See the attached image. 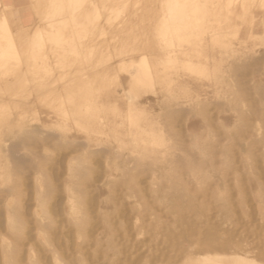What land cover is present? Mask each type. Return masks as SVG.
Masks as SVG:
<instances>
[{
    "label": "bare ground",
    "instance_id": "bare-ground-1",
    "mask_svg": "<svg viewBox=\"0 0 264 264\" xmlns=\"http://www.w3.org/2000/svg\"><path fill=\"white\" fill-rule=\"evenodd\" d=\"M30 3L35 15L33 22L23 28L15 29L6 16L5 7L2 8V1L0 0V93L3 94L0 96V136L5 133L3 131H11L15 128L20 132H25L15 144L8 146V144L5 145L6 142L2 141L4 143L3 149L7 153L13 154L14 151L19 152L26 146H45L54 141L58 149L80 153L78 157L68 162L67 172L71 178L78 177L80 174L95 172L94 170L97 168L94 169L89 164L90 162L94 163L99 158L105 159V167L111 177L115 176L125 163L134 160V165L130 169L134 173L129 175L130 183L127 184L128 187L126 186L129 192L125 189L133 201L139 198V195L135 194L136 190L133 186L138 184L140 180L143 181V175L146 174L141 173L143 175L139 177L141 171L147 172L148 170L149 173H154L164 169V172L167 173L168 167L164 168L158 165H163L164 162L178 161L174 156L175 152L178 151H175V143L176 140L177 142L179 140L176 139L173 122L179 120L182 122L183 118L179 113L184 116L185 114L181 111L177 112L180 116L175 115L174 107H178L180 104L189 105L194 100L197 101L202 98L206 100L215 99V96L221 92H219L220 88L225 86L224 79L232 64L231 60H237L238 64H233L237 71L239 68L248 71L247 69L253 66L252 62L256 63L257 60L254 61L253 59L251 65L245 62L242 64V61L248 60L249 56L256 57L255 54L261 49L260 47H264V0H30ZM238 55L241 57L238 58ZM52 57L53 62L51 63ZM243 57L245 58L243 59ZM254 66L252 68L256 69L257 66ZM252 68L249 69V72ZM54 72L57 74L54 75ZM249 72H246L247 76ZM253 74L250 76H254ZM234 76L236 75L232 76L233 79ZM243 77L241 81L244 83L243 79L246 78ZM239 82L236 86L231 84L236 89L229 88L231 92L228 89V93L230 92L228 97H223L222 105L225 103V110L226 106L228 109L220 119L224 130L230 131V133L239 128L237 127L239 123H244V111H250V107H247L249 110L241 108V106L243 107L241 100L244 97L238 93L244 92L246 89L239 90L242 87V82H240L238 89ZM225 91L227 89L223 91L226 94ZM7 96H11V99L12 97H19L16 100H20V97L21 99L22 97L26 99L31 97L33 100L30 102L25 100L24 104L17 102L14 98L11 101ZM220 96L218 95V97ZM212 100L213 104L214 101ZM177 102L179 104H176ZM206 102L207 105L204 104L206 107L211 104ZM19 105H24L23 107L26 108L13 111L17 109L14 107H19ZM261 105L264 107V98L261 100ZM182 107L184 106L182 105ZM29 108L31 109L28 110ZM182 110L184 111V109ZM25 113H32V121H27L30 123L27 130H25L27 123L24 124V120L22 121ZM199 114L202 115V112ZM185 117L187 118V116ZM189 117L188 129L192 135L191 144L199 150L206 135L203 136L200 132L203 124L201 120V124L198 120L202 118L198 116L197 121L194 122ZM186 118L185 121H187ZM246 124L248 127L249 123ZM242 126L245 129L246 125L243 124ZM251 126H254V123L253 125L251 123ZM259 126H255L253 129L255 130L256 127L258 129ZM223 128L219 130L222 131ZM47 130L51 131V135L46 134L45 136ZM250 131L253 132V130ZM256 131L259 132L260 129ZM245 133L248 134V132ZM234 134L236 135V133ZM17 135L19 134L17 133ZM257 135L256 137H259ZM230 136L233 139L235 137L231 134ZM178 137H181L180 134ZM188 137L190 134L187 135ZM206 137L208 136L206 135ZM226 138L228 139L229 136ZM251 141L246 143L252 145L256 140ZM262 141L264 142V139L260 142ZM234 143H236V138ZM254 143L253 147L255 145V148H258ZM257 143H259L258 140ZM245 144L244 146L247 145ZM203 145L205 144L203 143ZM1 146L0 178L2 174L5 175L6 173H11L8 174L11 177L15 169L7 163L4 164L3 159L5 158L2 157L4 154H1ZM191 150L194 151L193 148ZM203 150L206 151V149ZM246 150L252 151L249 148ZM252 152L250 154H253ZM243 153L244 150H242L241 155ZM17 155L14 156L19 162L28 163L24 156L17 157ZM182 156L184 158L187 155ZM244 157L248 159L246 155ZM244 157H242L243 160ZM191 158L189 162H191ZM37 160L38 163L39 159ZM231 160L229 159V164L233 167L234 164L231 165ZM193 162L191 163L193 164ZM245 162L248 164L247 161ZM35 165L36 163H34ZM191 165H186V170L189 171L186 174L193 176L194 179L202 175V179L205 180L208 173H198L197 171L196 173V169ZM243 165L242 167L245 166ZM45 166L47 165L44 163L43 167ZM19 167H21L20 164ZM41 169H43L42 166ZM250 169L252 171L253 168ZM222 170L219 172L224 173L225 171ZM245 170L248 169L243 168L244 172ZM22 171L24 172V169ZM248 171L251 173L250 170ZM26 172L28 171L26 170ZM183 178L181 176H169L166 180V190L161 192L156 189L154 190L155 194L152 193L156 195L154 198L156 202L158 201L159 207L167 210L166 216L171 219L169 222L171 225L168 226L165 225V222H160L161 225H164L163 237L150 238L149 243L143 244L145 249L151 251L154 245L162 241L171 253L169 257H171L172 262L170 261L169 264L178 261L175 259L182 260L180 261L181 264H261L264 262L261 259V263L257 261V256L260 254L256 252L257 248H255L257 255L250 249L251 247L245 248V239H239L240 242L232 241L238 224L234 221L236 217L233 212V205L223 195L222 191L215 195L214 200L215 204L218 205L215 208L219 210L221 219L218 222H212L210 214L214 208L212 209L205 202H200L196 196L189 195L188 188L186 189L187 178ZM3 185L5 186V184ZM37 185L40 187L39 184ZM0 188L2 189V187ZM36 188L34 191L37 190ZM133 188L135 192H130V189ZM154 188L156 187L154 186ZM10 189L12 190L11 187ZM22 189L23 187L20 191ZM100 190L102 195L107 193L105 189L101 188ZM65 191L72 196L68 200L69 207H65L66 211L69 209L66 213L69 212L68 217L73 221L79 238H85L86 231L83 228L89 223L90 217L86 215L88 213L85 214L86 210L81 206L85 203L88 194L85 191L86 195L79 194L78 196L79 192L75 195L72 185L66 186ZM42 193L44 195V192ZM51 194L49 195L52 196ZM124 194L121 197H126ZM171 197H174L173 200H169ZM18 198H20L19 195L16 197L17 200H14L18 202ZM50 198L52 197L40 195L37 199L39 203L45 205L48 199L51 200ZM141 200H143L142 197ZM7 201L5 202L6 205ZM122 202L124 203V201ZM121 203L120 205L123 207L125 203L124 205ZM22 204L19 203L18 205L17 203L16 206H22ZM139 205L135 211L140 213L142 207ZM141 205L143 206V204ZM16 206L14 208H17ZM155 209L154 207L153 211L156 212ZM144 211H147V208ZM79 214L81 216H78ZM100 214L108 232L107 224L111 225V223L110 220L108 221L109 216L104 207L101 208ZM40 215L45 216L44 213H40ZM17 217L14 214H9L6 223L7 228L15 231V234L21 238L25 229L18 222ZM141 217L143 218V216H139V218ZM44 218L46 217H43L42 220ZM69 218L66 219L69 220ZM151 219L153 222V217ZM124 228L122 229L125 230ZM110 231L111 233L113 231L116 234L119 233L118 228L116 230L110 229ZM247 239L249 242V238ZM261 241H258L259 244L264 242V240ZM257 244L256 242L252 245L258 247ZM2 245L4 264H13L12 252L9 251L10 245L3 236ZM262 249L264 247L260 250ZM116 254L118 257L123 252L116 251ZM172 254L174 255L172 256ZM263 254L260 258L263 257ZM56 262L61 264L58 258ZM32 264H35L34 261Z\"/></svg>",
    "mask_w": 264,
    "mask_h": 264
},
{
    "label": "rangeland",
    "instance_id": "rangeland-1",
    "mask_svg": "<svg viewBox=\"0 0 264 264\" xmlns=\"http://www.w3.org/2000/svg\"><path fill=\"white\" fill-rule=\"evenodd\" d=\"M1 1L5 5L6 15L8 16L9 21L14 26H19L26 19H34L35 15H34V12L32 10V7H31L30 0H20V1L19 0H1ZM2 8H4L3 5H2ZM260 48H259L260 50L256 53L257 55L255 54L256 57L249 56L248 60L246 59V60L242 61V64H243V62H245L246 64H250L253 59H254V61L257 60V61H255L256 63L252 62L253 66L255 65L254 67L257 66L256 69L255 68L253 69L252 68L253 66H250V68H252L253 70H255L257 72H260V73L262 72L261 74L255 72V71H254L255 72L254 73L252 69L249 72L250 68L247 69L248 71L243 70V69L240 70V68H239L240 71L238 70L239 71L238 72L237 68L236 69L234 68L235 65L238 64L237 60L232 59L231 60L232 64H231L230 68H228L227 76L224 79L225 80V82H224L225 86H223L219 90V92L220 91L223 92L224 89H227V91H225L226 94L224 92L223 93L220 92L218 95H221L222 97L221 96L218 97V95H216L217 97L215 96V99L210 98L209 100L208 99L206 100L205 98H202L200 100H197L198 102L196 100H194L195 102L193 101L189 105L180 104L181 106L179 105L178 107L177 106L174 107V110H176L175 115L178 114L177 112L182 111V112H184L185 116H187V118H186L182 113H179L183 118L182 119L183 123L180 120L177 122L176 121L173 122L174 132H175V135L177 137L176 139L179 140V142H177V140H176V143H175V145H176L175 151L176 150H178V151H176L177 153L175 152V156H174V157H176L175 159H178V161L174 160L170 163L164 162L163 165L162 164L158 165L159 167L160 166L164 167V168L168 167L169 171L167 170V173L164 172V169L162 170L163 172L160 171V172H154V173H149L148 170H147V172L145 170L141 171L140 174L138 175L139 177L143 175L141 173H146V174L143 175V178H142L143 181L140 180L141 183H139L140 182L139 181L138 184L133 186L136 190L135 194L139 195V198L134 199V201H133L132 197H130L127 194L129 191L126 189L128 187L127 184L130 183V176L129 175L131 173H134L133 171H130V169L134 165V162H135L134 160H132L131 162H128L127 164L125 163V165L122 166L124 168L121 167L119 169L120 171L117 173L114 172V173H116V175L111 177L110 173L108 172V169L105 167V159H101V158L96 159V160L94 159L95 160L94 163L90 162L89 165H90V167H92L94 169L97 168V170H99V171L94 170L95 172H93V173L80 174L78 177L71 178L69 173L67 172V169H68L67 165H68V162L72 161L74 158H76L80 155L79 152H69V151H66L65 149H58L54 144L55 142L52 141L51 143H48L45 146H42V145L26 146L24 149L19 150V152L14 151L13 154L7 153V151L5 149H3L4 143L6 142L5 145L8 144V146L11 144L17 143L21 139V136L24 135L25 132L24 131L20 132L18 129L16 130V128L11 129V131L10 130L9 131H3L5 133L4 134L1 133L2 135L0 136V138H1L0 145H2L1 146L2 147L1 154H4V155H2V157H4L5 159H3V158L2 159L4 161V164H6V163H7V165L9 164V166H11V168H13L15 170H13L14 172L12 173L11 177L8 175L11 173H6L7 175L2 174L1 178H0V187H2V189L0 188V191H1L0 192V264H4L3 256H2V253H3L2 236L6 238V240L8 241V243L10 245L9 251L12 252L11 255L13 256V261H14L13 264H32L33 261L35 264H57V262H56L57 258L61 262V264H147V263L148 264H169L171 261L170 260L171 257H169L171 255H169V254H171V253L169 252V250H167L166 244H164L161 241L158 244L154 245L153 249L151 251L150 250L147 251L143 244L149 243L150 238H152V237H156V236L163 237L164 225H161V223L165 222V225H168V226L171 225V223H169L171 219H168L169 217L166 216L167 210L165 208L163 209L162 207H159L158 201L156 202L155 201L156 199L154 198L156 195H153L152 193H154V190H156V189H158V191H161V192L166 190V188H165L167 186L166 180L169 176H172V175L173 176H179V177L181 176L182 178H183V176H185L183 179L187 178L186 179V181H187L186 189L188 188L187 190L189 191V195L196 196L200 202H202V203L205 202L206 204H209L212 207V209L214 208L210 214V218L212 219V222H218L221 219V215L219 213V210L215 208L218 205H216L217 203L215 204L214 200H215V195L219 191H222L223 195L226 196L229 199V202L233 205V212H234L235 217H236V219L234 221L238 224V228H236V233H234V235H235L233 237L234 240L232 239V241L233 242L234 241L240 242V240L242 238H243L242 240L245 239V241L247 242V243L244 242L246 244L245 248H247L248 246H249L248 248L251 247L250 249H252L256 255L259 252L260 254L257 256V259H258L257 261L259 263H261L264 260V254H263V257L260 258L262 256V253H264V249L260 250L262 247H264V245H263L264 244V242H263L264 237L263 238L261 237V236H264V228H263L264 227V154H263L264 153V142L263 141L260 142L261 140L264 139L263 138L264 137V107L261 105V100L264 98V95H263L264 94V71H263L264 70L263 69V67H264V62H263L264 61V47L262 46ZM240 57L241 56L238 55V58H240ZM244 58L245 57H243V59ZM255 58H257V59H255ZM50 62L51 63L53 62V57L50 59ZM233 64H235V65L233 66ZM261 67L263 70L260 69ZM246 68H248V67H246ZM234 69L236 72L233 71ZM257 69H259V70H257ZM241 71H243L244 74ZM228 72H229V74H228ZM246 72H249L248 76H247ZM56 74L57 73L54 72V75H56ZM241 74L243 76H245L246 79L247 78L249 79V81H247L248 79L247 80L243 79L244 83L246 85L243 83V81H241L242 80L241 78H244ZM252 74L254 76L251 77L250 75H252ZM228 75H230V76H228ZM233 75H236V76H234V79L236 81L232 78ZM227 77H229V78H227ZM236 77H238V79H240L239 81L242 82L241 86L244 88H242V87H241L242 89L240 88V82L237 81L238 79H236ZM227 79H228V81H227ZM250 79L252 80L253 83L255 82L256 84L255 83L253 84L252 82H250L251 81ZM229 80H231V81H229ZM230 82H232V83H230ZM238 82H239V86H237V87H238V89L240 88L239 90L246 89V91L244 90V92L240 91L238 93L239 95L241 94L242 97H244L241 100L242 105H243V107L241 106V108H244L246 110L247 107L248 108L250 107L249 108L250 111L252 110L250 113V111L248 112V111H244L242 109L244 111L245 121H246V123H249L248 125L250 127L249 126L247 127V124L245 123V121H243L244 123L238 124L237 127H239V128L234 129L233 132L230 133V131L224 130L223 125L221 124L220 118L222 115H224L225 111H227V109H228L226 106V110H225V105H224L225 103L223 105H222V103H223V97L224 96H225L224 98L228 97V94L231 92V90L229 88H235L236 89V87H234V86H236ZM231 84H233L234 86H232ZM254 85H256V86H254ZM228 89L230 90L229 93H228V91H229ZM2 95L3 94L0 93V96H2ZM151 95H153V94H151ZM10 97L11 96H9L8 98H10ZM153 97H154V95H153ZM8 98H7V100L11 99V98L10 99H8ZM13 98L15 100H16V98L19 99V97H12L11 101L14 100ZM24 98L25 97H22V99H21V97H20V100H16V101L25 104V102H24L25 100H26V102L27 101L30 102L33 100L31 97L29 99H26V98L24 99ZM211 99H213L212 101H214L213 104L211 102ZM201 100H203V101L201 102ZM206 101L211 103L208 105L210 107L205 106V105H207ZM33 103H34V101H33ZM176 104H179V103L177 102ZM182 105L184 107H182ZM200 105L203 106L202 107L203 109H205L204 113H203V109L201 108ZM23 106L24 105H19V107H14L17 109H14L12 107V110L14 109L13 111H17V110H20L22 108H26ZM190 106L193 108H191ZM186 107H187V109H186ZM206 108H207V110H209L208 111L210 113V114L208 113L209 116H207L208 114H207ZM30 109L31 108H29L28 110H30ZM182 109H184V111ZM190 109H192V110L190 111ZM249 109H247V110H249ZM193 110L196 111L194 114H192L194 112ZM221 111H224V112H221ZM197 112L198 113L202 112V115H200V114L198 115ZM247 112H248V114H247ZM14 113H16V112H14ZM28 114L27 113H25V115L23 114L24 117L22 118V121L24 120L23 121L24 124L27 123V125L25 126V130H27L28 124L30 125L29 122L32 121V117H31L32 113L29 114V116H27ZM203 114H204V116H203ZM14 115H16V114H14ZM188 116H190L189 119H192L194 122L197 121L198 116L203 119L202 120L199 118L198 121L200 123V120H201V122L203 124V125H201L202 130L200 132L203 134V136L205 134L208 136V137H206V135H205V137L203 138L204 140L201 144V146H202L204 143L206 145V147H204L205 145H203V147L200 146V149L197 150L198 148L191 144L192 135L188 129ZM250 117H251V119H250ZM185 118L187 119V121L184 120ZM248 119H249V121H248ZM28 120H29V122H27ZM255 120H256V122H255ZM209 121H210V125H209ZM174 123H175V125H174ZM204 123H207V124H204ZM251 123H252V125L254 123V126H251ZM260 123H262L263 126L260 125ZM183 124H185V125H183ZM243 124H244V126L246 125L245 129H243L244 128L242 126ZM255 124H257V125H255ZM197 125L199 126V124H197ZM197 125H195V127H198ZM255 126H259V128H258V129H260L259 132L256 131V130H258L257 127L255 128V130L253 129V127H255ZM222 128H223L222 131L219 130ZM248 129H249V131L253 130V132L247 131ZM39 130H41V129H39ZM242 130H244V131H242ZM8 132H11V133L8 134ZM16 132L20 136L17 135ZM221 132H222V134H221ZM245 132H248V134H246ZM53 133H55V132H53ZM53 133H52V135H53ZM224 133H226V134H224ZM229 133L232 136H235L234 139H233V137L230 136ZM233 133H236V135L235 134L233 135ZM46 134L48 136L51 135V131L47 130V133H45V136H46ZM179 134L181 136L180 138L178 137ZM189 134H190L191 138L190 137L187 138V135L189 136ZM255 134L259 137H256ZM5 135H6V137H5ZM225 135H227V136H225ZM251 135L252 136L254 135L255 138L252 137ZM228 136H229V138L227 139L226 137H228ZM245 136H246V138H245ZM247 137H248V139H247ZM205 138H206V140H205ZM235 138H236V143H234ZM187 139H188V141H187ZM254 139L256 140L255 143L253 142ZM246 140L247 141L252 140L251 142L256 144L258 146V148H255V145L253 147V143H252V145H250V144L248 145L246 143L247 142ZM257 140L259 143H257ZM244 141L248 146L245 143H243ZM188 143L190 144V146H188L189 145ZM240 143H243V144H240ZM248 143H250V142H248ZM260 143H262V144H260ZM244 144L246 146H244ZM208 145H210L209 148H211V149L208 148ZM178 146H179V149H178ZM261 146H262V148H261ZM191 147L194 149V151L191 150L192 149ZM248 148L251 149L253 152L246 150ZM203 149H206V151L204 152ZM256 149H258V150H256ZM209 150H211V151H209ZM242 150H244V153L241 155ZM246 151H248L247 152L248 154L246 153ZM208 152H209V154H208ZM251 152L253 154H250ZM179 153H180V155H179ZM189 153H191L192 155H190ZM17 154H19V155H17ZM14 155H17V157L18 156L19 157L24 156V158H26L28 163L22 164L21 162H19L15 158L16 156H14ZM181 155H187V156H185L184 157L185 159H184L183 156L181 157ZM245 155L248 159H245V157H244ZM262 155H263V159H262ZM193 156H194V158H191ZM250 156H251V158H250ZM242 157H244V160ZM190 158H191V162H193V161L195 162V163L193 162L194 165L191 162H189ZM225 158H227V159H225ZM35 159L36 160L39 159V162H38L39 164L36 162ZM229 159H232L230 161V163H231V165L234 164L233 167L230 166ZM57 161H59V162H57ZM183 161H185V162H183ZM245 161H247L248 164H245L246 163ZM188 162H189V164H188ZM10 163H11V165H10ZM29 163H30V165H29ZM34 163H36L35 166H34ZM44 163L47 166L43 167ZM201 163H202V166H201ZM243 163L245 166L243 165ZM249 163L252 165V167ZM19 164L21 167H19ZM199 164H200V166H199ZM228 164L230 167L228 166ZM24 165H26L27 167L25 166V168H24ZM126 165H128V166H126ZM168 165H171V166H168ZM186 165H191L192 167H194L196 169L195 172L197 171L198 173H204V172L208 173V176L206 177L205 180L202 179V177H201L202 175H199L200 176L199 178H201L200 180H199V178L194 179L193 176L186 174V173H189V171L186 170ZM204 165H205V167H204ZM242 165L244 167H242ZM41 166L43 169H41ZM246 166H248V167H246ZM22 168L24 169V172L22 171L23 170ZM28 168H30V169H28ZM169 168L171 169V171ZM227 168H229V169H227ZM243 168L250 170L251 173H248L249 172L248 170L247 171L245 170V172H244ZM250 168H253L252 171ZM26 170L28 172H26ZM30 170H32V171L30 172ZM46 170H47V172H46ZM221 170L225 171V172L220 173L219 171H221ZM41 171H42V173H41ZM209 171H211V172H209ZM44 172H46V173H44ZM9 178H10V180H9ZM1 181L3 182V184H5V186L1 183ZM35 183H36V186H35ZM37 184H39L40 187ZM68 185H72L74 187V194L75 195L78 192H79L77 194L78 196H79V194L80 195H82V194L86 195V192L88 194L87 195L88 197L85 198V203L81 206L82 208H84L86 210V212L84 210L85 214L88 213L86 215H88L90 217L89 223L84 225V228H83L86 231V237L87 238L86 237L85 238H79L77 229H76L75 225L72 223L73 221L71 220V218L68 217L69 212L66 213L67 211H69V209H67V211H66L65 207L66 208H67V206L69 207L68 200H70V197L72 198V196L68 195L69 193H67L65 191L66 186H68ZM151 186H153V187H151ZM154 186L156 188H154ZM10 187L12 188V190L10 189ZM22 187H23L22 190L24 192H21L22 190L20 191V189ZM35 188L37 190L34 191ZM101 188L105 189L107 191V193L102 195L101 190H100ZM134 188L130 189V192H135ZM149 188H151L153 190V192L151 189H150V191H151L150 192ZM38 189L41 190L42 192H44V195H42L43 193L40 192ZM107 189L109 190L110 193L108 192ZM139 190H141V191H139ZM145 190H146V192H145ZM123 192L124 193L126 192V193L124 194ZM17 193H20V194H17ZM37 193H39L41 196H46L48 198L52 197V198H50L51 200L48 199V202H46L45 205H42L41 203L38 202L37 198H39L40 195ZM48 193L49 194L52 193L51 194L52 196H50ZM123 194L126 197H124V198L121 197V196H123ZM149 194H151V195H149ZM18 195L20 198H18V202H16L15 200H17L16 197ZM146 195H148V196H146ZM21 196H22V198H21ZM35 196H36V198H35ZM141 197L143 198V200H141ZM149 197H151V198H149ZM125 198H127V199H125ZM173 198L174 197H171L169 200H173ZM6 199L7 200L9 199L8 201H10V202H8ZM12 199L13 200L15 199V200L13 201ZM36 199H37V201H36ZM19 200L22 202H20ZM131 200L133 201V203ZM135 200H136V203H135ZM6 201H7V205L5 203ZM122 201H124L125 205ZM13 202L15 203V205ZM37 202H38V204H37ZM144 202H145V204H144ZM17 203H18V205H19V203L20 204L23 203V204H22V206H18V205L16 206ZM48 203H49V206L47 207ZM120 203L122 205H124L123 207H125L126 211H125V209H123V207L120 205ZM156 203H158V204H156ZM138 204H140L139 206L142 207L140 213L137 210L135 211V208L138 207ZM141 204H143L144 207ZM146 204L148 205V207H146L147 206ZM15 206L18 209L14 208ZM132 206H134V207H132ZM102 207L105 208V212H107V214L109 216L108 221L110 220V223H111V225L107 224L108 232L105 229L106 225L104 223V220H102V218L100 217L101 216L100 210ZM145 207L147 208V211H144L146 209ZM154 207L156 208L155 209L156 212L153 211ZM117 208H118V211H117ZM10 209L13 210L14 212L11 211ZM159 209H161V210H159ZM149 211H152V212L150 213ZM77 212L79 213L80 211H77ZM40 213H44L45 216L44 215L41 216ZM46 213H49V214L47 215ZM6 214H8V215L14 214L15 216H18L17 218L19 220L17 218L16 219L18 220L19 223L22 224V226L25 229L24 230L25 234L23 233L24 236L22 235L20 238L15 234V231L7 228L6 222L8 220V218H7L8 215H6ZM120 214H121V216H120ZM138 214H139V216H143V218L141 217L143 219L142 221H141V218H139ZM140 214H143V215H140ZM37 215L38 216L40 215L42 218L43 217H46V218H44L42 220V218L40 216L38 217ZM162 215H163V218H162ZM52 216H54V217L52 218ZM65 216H67V217H65ZM78 216H81V215L79 214ZM91 216L95 217V218H92ZM137 217H138V219H136ZM152 217H153V222H155V224H153V222H152V219H151ZM38 218H40V219L38 220ZM66 218H69V220ZM158 220H159V222H157ZM122 224H123V227H125L124 228L125 230L122 229L123 228ZM120 227H122L121 228L122 230L120 229ZM117 228L119 229L118 234H116V232H114V231L111 233L110 229L116 230ZM225 230H227V229H225ZM122 232H123V234H122ZM244 237L249 238L250 243L248 242V239L244 238ZM258 241L259 242L261 241L263 243L259 244ZM256 242L258 243L257 245H259L258 247H260V248L256 247V245H252V244H256ZM255 248H257L256 249L257 253L255 252ZM258 249H259V251H258ZM116 251H119L120 253L123 252V254H121L120 256L117 257ZM167 253H168V255H167ZM173 255L174 254H172V256ZM147 260H149V261L147 262ZM176 260H178L179 262L182 261L179 259H175V261ZM175 261L173 260V262H175ZM177 262H175V263L181 264V262L180 263H177ZM175 263H173V264H175ZM261 264H264V262H262Z\"/></svg>",
    "mask_w": 264,
    "mask_h": 264
},
{
    "label": "crops",
    "instance_id": "crops-1",
    "mask_svg": "<svg viewBox=\"0 0 264 264\" xmlns=\"http://www.w3.org/2000/svg\"><path fill=\"white\" fill-rule=\"evenodd\" d=\"M20 1V0H19ZM3 7H5V5L2 2ZM5 14H6V8H5ZM7 16V15H6ZM8 17V16H7ZM33 22V19H26L24 22H22L19 26H14L13 24H11L15 29H19V28H23L25 26L30 25ZM11 23V22H10Z\"/></svg>",
    "mask_w": 264,
    "mask_h": 264
}]
</instances>
